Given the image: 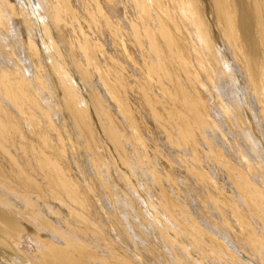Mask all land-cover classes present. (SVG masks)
Returning a JSON list of instances; mask_svg holds the SVG:
<instances>
[{
    "label": "bare ground",
    "instance_id": "bare-ground-1",
    "mask_svg": "<svg viewBox=\"0 0 264 264\" xmlns=\"http://www.w3.org/2000/svg\"><path fill=\"white\" fill-rule=\"evenodd\" d=\"M0 264H264V0H0Z\"/></svg>",
    "mask_w": 264,
    "mask_h": 264
},
{
    "label": "rangeland",
    "instance_id": "rangeland-1",
    "mask_svg": "<svg viewBox=\"0 0 264 264\" xmlns=\"http://www.w3.org/2000/svg\"><path fill=\"white\" fill-rule=\"evenodd\" d=\"M99 42H100V44H101V34L99 35ZM164 141H166V138L164 137V136H162V135H159V139L157 140V141H155L156 143H158V144H160V145H162V143L164 142ZM245 142L247 143V140H245ZM164 147V146H163ZM165 147H167L166 145H165ZM254 149L255 148H249V150L251 151V153H254ZM142 152H143V150H141ZM144 154L147 156V157H149L150 158V156H151V149L148 147V148H146L145 150H144ZM255 155H256V152H255ZM158 164H160V166H161V168H162V171L164 172L165 170H166V168H164V166L162 165L163 164V162L162 161H160L159 160V162H158ZM173 167V166H172ZM167 168H168V166H167ZM174 168V167H173ZM174 169H176V168H174ZM180 175V174H179ZM149 177V176H148ZM163 178V177H162ZM161 184V186L162 187H165V184H163L162 182L160 183ZM156 185L157 186H159L158 185V183H156ZM178 189H171V188H169L168 189V193L169 194H172V196L174 197V198H176L177 196H178ZM179 193H181L180 191H179ZM126 194V193H125ZM182 195H183V193H181ZM80 223V224H79ZM82 222L80 221V222H78V225H79V229H81V227H82ZM84 225V224H83ZM88 244H90V243H88Z\"/></svg>",
    "mask_w": 264,
    "mask_h": 264
}]
</instances>
